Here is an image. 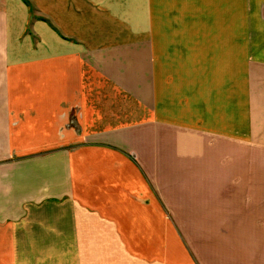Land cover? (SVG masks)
Wrapping results in <instances>:
<instances>
[{
    "label": "crops",
    "instance_id": "0c3cea01",
    "mask_svg": "<svg viewBox=\"0 0 264 264\" xmlns=\"http://www.w3.org/2000/svg\"><path fill=\"white\" fill-rule=\"evenodd\" d=\"M231 171L264 264V0H0V264H204Z\"/></svg>",
    "mask_w": 264,
    "mask_h": 264
},
{
    "label": "rangeland",
    "instance_id": "374dc122",
    "mask_svg": "<svg viewBox=\"0 0 264 264\" xmlns=\"http://www.w3.org/2000/svg\"><path fill=\"white\" fill-rule=\"evenodd\" d=\"M184 151H187V148L184 147ZM228 178L225 181V189L232 192V197H228V202L223 203L220 200L222 206H215L214 212H212V217L216 218V224L223 226L214 227L213 224L209 223L210 212L209 210H202V202L200 206L192 205L189 210L186 209H177L174 212L175 216H178V220L181 225H183L182 230L185 234L187 241L189 242L190 247L195 252L197 256H200L203 253L205 262L204 264H213L211 261H207L208 257L206 256V250L208 247L210 248V252L212 255L218 258L220 262L223 264H234L237 258L245 261V255H249L251 253V245L249 244L250 238V212L242 211L241 213H237L235 210V197L233 194L235 180L234 173L227 174ZM222 179L220 181H223ZM157 183L161 182L160 180ZM219 199V198H218ZM240 199V198H239ZM219 204V205H221ZM225 206V210H222V207ZM241 205H238V207ZM200 210H194L192 208H198ZM228 208V209H227ZM238 215V219L242 221V226L240 224H236L235 218ZM176 216V217H177ZM206 244V245H204ZM202 250L200 252L198 246ZM205 248V249H204ZM220 257V258H219ZM216 258V259H217ZM208 262V263H207Z\"/></svg>",
    "mask_w": 264,
    "mask_h": 264
}]
</instances>
